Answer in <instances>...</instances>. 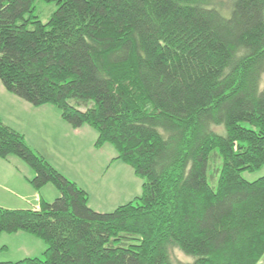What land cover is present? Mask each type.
<instances>
[{
  "label": "trees",
  "instance_id": "trees-1",
  "mask_svg": "<svg viewBox=\"0 0 264 264\" xmlns=\"http://www.w3.org/2000/svg\"><path fill=\"white\" fill-rule=\"evenodd\" d=\"M35 1L0 0V82L96 130L142 192L94 210L0 117V158L59 192L37 210L0 206V236L46 245L0 264H259L264 176L243 173L264 165V0H44L57 4L47 21Z\"/></svg>",
  "mask_w": 264,
  "mask_h": 264
},
{
  "label": "rangeland",
  "instance_id": "rangeland-1",
  "mask_svg": "<svg viewBox=\"0 0 264 264\" xmlns=\"http://www.w3.org/2000/svg\"><path fill=\"white\" fill-rule=\"evenodd\" d=\"M34 5L35 13L43 21H47L57 8L56 3H48L44 0H36ZM227 5L228 2L224 3L225 8ZM0 117L5 124L22 132L27 144L35 152H40V155L45 154V158L56 169L85 189L89 197V206L94 210L111 212L141 194L143 180L134 174L130 166L114 159L118 155L115 148L108 143L96 148L97 131L88 126L75 131L66 122H62L56 107L52 105L35 107L7 92L0 82ZM60 122L67 128H61ZM9 157L19 159L13 155ZM22 163L28 167L23 161ZM243 176L250 181L264 176V165L256 171L244 172ZM26 180L23 176L24 186L19 187L10 179L8 181L0 178V182H5L0 183V186L6 187V192L3 193L10 199L0 196L2 207L30 208V203L25 198L28 195L26 188L30 187L32 191L35 189ZM41 194L50 202L59 196V192L51 184H48ZM3 235L2 238V235L0 236V247L5 245L8 250H0V260L17 261L29 256V253H22L17 247L20 239L10 237L9 234ZM39 243L40 248H34L32 251L34 253L31 254L42 257L46 245L41 241ZM172 255L174 263H186L190 260L178 250H173ZM259 264H264V257Z\"/></svg>",
  "mask_w": 264,
  "mask_h": 264
},
{
  "label": "crops",
  "instance_id": "crops-1",
  "mask_svg": "<svg viewBox=\"0 0 264 264\" xmlns=\"http://www.w3.org/2000/svg\"><path fill=\"white\" fill-rule=\"evenodd\" d=\"M62 122L65 123V121H62ZM62 124L63 123L60 122L61 128H64V129L67 128V127H64ZM70 128H72V127H70ZM81 128L82 127L76 128L75 131H77V130H79ZM44 155H42V156H44ZM23 176H24L25 179L32 178L34 176V173L31 171V169L29 167H26L22 163V161H20L19 159H16V158H13V157H8L7 159H1L0 158V178L8 180V181L10 179L11 182L14 185H17L19 187H23L24 183H25V181L23 182ZM0 183H5V182H0ZM46 186H44L40 191H35V190L32 191V189L30 187L26 188V191H27L26 193L28 195L25 196V198H27V202L30 203L29 204L30 205V209H36V210L39 209L41 198L46 200L44 198V196L41 194V191H43V189ZM3 192H6V187L3 188L2 186H0V196L10 200L9 197H6L5 193H3ZM46 201H48V200H46ZM1 206H3V205H1ZM15 209H21V208H15ZM2 237H4L3 234L1 236V238ZM10 237H15L16 239L17 238L20 239V243H19V245L17 247L20 249V251L22 253H29L28 254L29 256H26V257H39L36 254H31V253H34V252H32L34 248H36V249L40 248V246H41L40 243H39L40 240L30 236L29 234L23 233V232H19V233H16V234H11ZM2 249L8 250V247L3 245V246L0 247V250H2ZM2 252H4V251H2ZM32 255H36V256H32ZM42 255H43V253H42Z\"/></svg>",
  "mask_w": 264,
  "mask_h": 264
}]
</instances>
